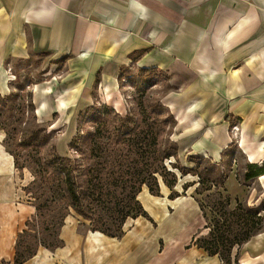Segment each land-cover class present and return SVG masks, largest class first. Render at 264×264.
I'll return each mask as SVG.
<instances>
[{
	"label": "crops",
	"instance_id": "crops-1",
	"mask_svg": "<svg viewBox=\"0 0 264 264\" xmlns=\"http://www.w3.org/2000/svg\"><path fill=\"white\" fill-rule=\"evenodd\" d=\"M41 57L50 58L46 79L30 97L40 122L58 114L54 126L65 127L97 98L116 101L126 67L155 69L173 89L165 101L178 157L218 167L238 120L245 166L264 164V0H0V96L11 94L12 61ZM4 138L0 130V264H15L16 240L36 211ZM251 181L258 192L234 171L226 175L229 207L263 209L264 172ZM198 186L188 174L172 186L159 180L158 196L142 188L145 215L127 218L118 235L67 215L58 244L37 248L21 264H224L195 243L204 229ZM236 254L237 264H264V231L234 249L232 260Z\"/></svg>",
	"mask_w": 264,
	"mask_h": 264
},
{
	"label": "rangeland",
	"instance_id": "rangeland-1",
	"mask_svg": "<svg viewBox=\"0 0 264 264\" xmlns=\"http://www.w3.org/2000/svg\"><path fill=\"white\" fill-rule=\"evenodd\" d=\"M49 61L48 57L22 62L12 61L11 94L0 96V125L5 129H0L5 135L3 144L15 155L16 171L20 175H25V181H28L23 189L25 200L31 202L36 211L24 234L16 240L21 258L30 257L41 246L52 248L57 245L58 230L67 215L81 218L89 229L97 228L111 235H118L126 218H132L142 212L136 202L138 191L149 184L151 186L154 184L145 182L141 188L134 182L128 169L131 168V173L135 169L144 168L146 149L144 147L140 149L141 160L137 167L131 165L133 164L131 160L128 161L125 157L127 150L108 142L107 131L112 132L125 125L130 126L141 121L146 114H156L161 121L166 122L160 140L161 146L162 149L176 152L175 157L164 162L166 175L164 179L157 176V185L159 180L166 185L172 184L173 176L176 182V178H180L181 175H193L192 172L182 174L180 169L206 172L205 179L209 181L200 182L197 188L204 216V229L195 243L200 244L206 239L210 230L217 226L216 223L220 226L224 222V216L221 214H225V222L231 225L228 231L223 229L224 232L219 233L228 238L238 241L244 236V226L239 219L241 215H246L243 211L249 214L253 222L259 223L258 219H261V224L253 227L259 229L261 226L264 231L262 217L264 207L256 209L248 203H240L242 208L237 211L236 205L228 208L223 206V209H220L219 197L214 195L218 191L222 197L229 198L223 191V185L221 188L213 186L221 184L229 172L234 171L238 182L244 184L245 162L236 144L240 132L238 120L231 123L228 128L231 143L223 155L224 161H221L218 167L213 166L209 159L195 155L180 158L174 118L165 101L166 94L173 91L167 75L162 72L141 75L136 66H129L122 70L119 76L121 78L116 101L110 96L106 98L107 100L96 97L92 106L79 112L75 117L76 121L67 120L68 124L65 127L54 126L58 121V114H53L51 119L40 122L30 97L32 86L45 81ZM70 130L74 132L72 139L64 141L66 132ZM252 182H248L250 187L254 192H258V185ZM208 188L211 190L207 191ZM144 198L142 197V200L146 202ZM70 203L82 209L90 220L78 216ZM227 209L235 211L229 212ZM242 246L243 244L234 245L229 255L231 256L234 249L239 251ZM237 254L235 260L240 258ZM221 255L228 260L227 253L221 251ZM229 258L230 264L237 263Z\"/></svg>",
	"mask_w": 264,
	"mask_h": 264
},
{
	"label": "trees",
	"instance_id": "trees-1",
	"mask_svg": "<svg viewBox=\"0 0 264 264\" xmlns=\"http://www.w3.org/2000/svg\"><path fill=\"white\" fill-rule=\"evenodd\" d=\"M138 72L141 75H146V73H148V72L160 73L159 71H157L155 69H139ZM120 78H119V80H120ZM165 127H166V122L161 121L160 117H158L156 114H146L145 118H143L141 121L134 122L130 126L125 125L118 130H114L112 132H109L110 130L107 131L108 142H110L111 145H114V146L119 145L121 149H126L128 153H126L125 157L127 158L128 161L131 160V162L133 163L131 165H134L137 167V165L140 163V160H141V158L139 157L141 155L140 149L142 147H144L146 149V161H145L144 168L139 169V170L135 169L131 173H130L131 168H129L128 173L134 179V182L138 183L140 187L143 184H145V182H151L152 184H154V186H151L150 184L147 186V188L149 189V192L154 196L159 195L158 185H157V176H160V177H162V179H164L165 175H166L164 162L166 160L170 161L169 160L170 158L176 156V152L168 151L166 149H162L160 140L164 134ZM0 129L5 130L1 125H0ZM94 137L96 138L95 134H94ZM5 144L7 145L6 142H5ZM6 149L13 156L15 168H17V161L15 158V155H13L12 151L10 149H8V147H6ZM173 168L179 170V168H177V167H173ZM180 172L182 174H186L187 172L188 173L192 172L193 175H196L198 177L199 185H200V182H202L204 180L209 181V180L205 179L207 176L205 174L206 172L202 173V171L198 172V171H195L193 169H190L189 171H186V169L185 170L180 169ZM263 172H264V164L261 167H258L256 165H246L244 167V174H243L244 184L248 183L249 181L253 180L257 176L261 175ZM169 174H171V173H169ZM173 178H174L173 183L168 184V186H172L175 183V176H173ZM224 179H222L221 184H214L213 185V182H211L210 184H212L215 187L221 188L223 185ZM208 190H211V188H208L207 191ZM140 191H141V189L138 191V194L140 193ZM214 195L219 197L218 198L220 200L219 204L221 205L220 209H223V206L225 208H228V206H229V198L228 197H222V195L218 191L215 192ZM136 202L139 204L142 212L135 215L132 218L145 215L139 201L137 200ZM70 204H71V207L73 208V210L78 214V216L82 217L83 219L90 220V217L87 214H85L82 209L78 208L73 203H70ZM200 206H201V204H200ZM241 208H242V206L240 205V203H238L236 205L235 210L237 211ZM201 209H202V206H201ZM212 210H213V208H212ZM227 210L229 211V209H227ZM235 210L229 211V212H234ZM243 212L246 215H244V216L241 215L240 218L238 217L239 219H241V223L243 224L244 231H245L244 236L241 239L236 241V239H234V238L231 239V238H228V236H225L223 233H219L220 231L224 232L223 229L228 231L230 229L229 225H231L230 223L225 222L226 221L225 214H221L222 216H224V222H222V224L220 226L218 223H216L217 226L210 230L207 238L203 239L200 244L196 243V245H198L200 248H202L209 255H218L221 258V260L224 262V264H230L231 260L229 258L230 257L229 254H230V251L233 248V246L239 245V244H245L252 237H254L257 234H259L260 232H262L260 225H259L260 226L259 229H254V227H253L257 224H261V219H258L259 223L253 222V220H251V217L249 216V214L246 213L245 211H243ZM256 215H257V212L255 213V216ZM126 216H127V214H126ZM124 221L122 222V224L124 223ZM121 228H122V226H121ZM92 230L102 231V230L97 229V228H94ZM102 232H104V231H102ZM104 233H106V232H104ZM106 234H109V233H106ZM120 234H121V231H120ZM109 235H111V234H109ZM55 246H53V247H55ZM221 251L228 254V256H229L228 260H226L225 257H223L221 255ZM26 258H28V257H26ZM26 258L20 257V255L17 251V244H16V256H15V262L14 263L15 264H21ZM235 261L237 262V260H235ZM235 264H237V263H235Z\"/></svg>",
	"mask_w": 264,
	"mask_h": 264
},
{
	"label": "built area",
	"instance_id": "built-area-1",
	"mask_svg": "<svg viewBox=\"0 0 264 264\" xmlns=\"http://www.w3.org/2000/svg\"><path fill=\"white\" fill-rule=\"evenodd\" d=\"M10 71V70H9ZM11 77H12V75H11ZM12 79V78H11ZM234 131H235V129H234Z\"/></svg>",
	"mask_w": 264,
	"mask_h": 264
}]
</instances>
